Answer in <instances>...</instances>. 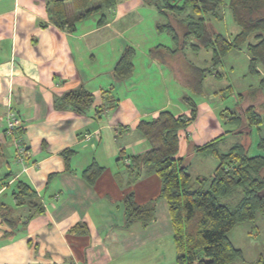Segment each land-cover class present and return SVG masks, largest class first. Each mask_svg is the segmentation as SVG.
<instances>
[{
	"label": "crops",
	"instance_id": "crops-1",
	"mask_svg": "<svg viewBox=\"0 0 264 264\" xmlns=\"http://www.w3.org/2000/svg\"><path fill=\"white\" fill-rule=\"evenodd\" d=\"M117 21L115 16L105 25L84 20L72 32L54 25L48 0H0V146L4 154L0 159V203L10 205L3 198L13 191L15 180H23L38 193L45 208L42 215L27 222L33 209L17 207L15 211L19 213L15 214L22 218L23 225L14 235L0 218V264H133L146 260L148 246L173 235V227L167 201L159 199L158 175L145 168L136 183L127 184L130 157L150 148L137 132L138 124L156 119L162 111L176 117L190 116L182 91L191 65L209 72L203 81V93L196 99L198 115L189 126L192 130L179 132L177 158L188 166L190 159L200 155L195 148L210 143L203 144L195 136L198 123L207 118L209 128L214 132L216 128L218 134L231 124L224 115L231 109L219 103L225 101V94L207 95L204 90L207 77H221L211 65L210 51L181 46L172 56L178 47L161 45L162 59L152 56L156 47L153 48L147 56L149 60L134 62L133 72L124 79L114 72L118 55L110 67H97L98 52L119 53L114 45L118 31L107 30ZM187 51L192 53V59L185 55ZM250 59L248 54L249 62ZM154 73L156 80L164 84V97L153 107L152 89H144L137 99L136 86L139 80L142 87L147 81L152 84ZM174 87L179 93H172ZM79 88L94 96L93 106L83 116L60 106L65 93ZM104 91H111L117 104L99 115ZM249 106L240 104L239 109ZM217 115L222 120L216 126L213 120ZM12 116L21 121L25 131L22 141L30 154L25 165L16 161L15 173L7 160H17L14 139L6 131ZM237 132L248 133V129ZM66 150L75 152L69 166L62 156ZM120 160L125 168L120 167ZM94 162L104 172L91 186L82 174ZM6 170L14 175L8 184L2 181L9 173L2 174ZM130 193L139 205L156 200L155 220L146 228L138 222L126 225L123 200ZM77 224L86 225L88 234H71L69 230Z\"/></svg>",
	"mask_w": 264,
	"mask_h": 264
},
{
	"label": "trees",
	"instance_id": "trees-1",
	"mask_svg": "<svg viewBox=\"0 0 264 264\" xmlns=\"http://www.w3.org/2000/svg\"><path fill=\"white\" fill-rule=\"evenodd\" d=\"M147 1L155 5L163 15L167 14L166 10L173 11V15L169 16L176 21L175 25L174 23L158 25L160 32L167 30L170 32V29L174 28L177 32L173 34V41L178 49L172 51V56L179 52L181 46L186 47L185 39L194 36L197 43L192 47L199 51L202 49L210 51L213 68L219 66L232 50L246 47L251 58L250 72L253 75H262L260 67L264 68V0L229 1L227 7L239 29L233 37L221 33L214 24L224 19L226 6L223 0ZM116 3L117 0H48L54 25L72 32L76 29L77 23L103 11L105 14L99 18L98 24L105 25ZM190 9L189 14L187 11ZM251 38L253 42L249 41ZM163 49L161 45L157 46L151 51L152 56L162 59L163 56L160 54ZM134 55L132 48L124 50L114 69L118 78L124 79L131 75L134 70ZM208 72L209 69L191 65L186 75V83H191L196 93L202 94L203 81ZM261 87L264 89V78ZM244 96L240 94L241 98ZM102 97L104 103L98 109L99 115L108 108H115L117 104L111 91L102 92ZM184 102L191 109L190 116L176 117L169 111H162L156 119L141 121L138 124L137 132L147 140L150 148L141 155L130 157V164L127 166L129 175L127 184L130 186L136 183L145 168H149L160 177L159 198L166 199L168 204L176 249V264H233L241 258L242 252L229 239V232L238 224L254 220L257 212L264 208V139L258 143L262 154L257 156L249 155L247 143L236 144L224 154L218 153L214 142L196 147V152L214 154L220 160L211 179L198 178L196 187L183 159L177 158L179 132L189 128L198 115L197 103L194 100L185 97ZM93 103V94L83 88L65 93L60 100L62 108H69L80 116L86 115ZM239 110L241 112V109ZM241 115L234 120L231 119V124L237 122L240 128L241 126L244 128V126L248 127L247 121L251 123L250 125H260L262 122L261 114L254 106L244 109ZM24 133L21 125L9 136L14 139L15 144L25 147L22 141ZM74 153L72 150L62 153L67 166ZM3 157L0 146V159ZM16 157L17 162L22 165L29 160L26 158L25 162L21 163L17 149ZM103 172L104 168L94 162L85 169L82 176L89 185L93 186ZM13 177V173L9 172L2 181L8 184ZM14 185L12 197L15 207L28 206L34 211L27 222L32 217L45 212L38 193L28 183L15 180ZM239 191L241 199L237 204L232 206L221 203L231 199ZM123 205L127 226L138 222L146 228L154 222L156 200L139 205L135 201L134 194L130 193L124 198ZM0 218L11 228L12 235L21 224L23 225L22 218L16 216L14 207L3 202L0 203ZM69 232L75 235H87L88 229L84 224H77Z\"/></svg>",
	"mask_w": 264,
	"mask_h": 264
},
{
	"label": "rangeland",
	"instance_id": "rangeland-1",
	"mask_svg": "<svg viewBox=\"0 0 264 264\" xmlns=\"http://www.w3.org/2000/svg\"><path fill=\"white\" fill-rule=\"evenodd\" d=\"M229 1L230 0H223V4L226 6L224 9V19L221 22H215L214 24L221 33L227 37H233L237 31L239 32V29L234 23L232 15L227 7ZM166 11L167 14L163 15L161 12H159V9H157L155 5L149 4L147 0H117L115 8L113 9L112 13L108 15V17L111 21L115 16L118 21L113 23V25L107 30L118 31L119 37L117 38L116 43L114 42V45L118 46L119 53L114 54L113 52H108V50L98 52L96 66L100 67L102 64L104 67L105 65L110 67V65H112L111 61L113 62V59L116 55H118V57L115 58V62L117 63L124 50L127 48H132L134 50L135 55L133 62L136 63H141L145 61V59L149 60V57L147 56H149L150 51L158 45L167 46L171 49H174L176 44L173 41V34L177 33L175 28L173 30L170 29V32L169 30L166 32H160L158 29L159 24L173 25V23L176 22L170 17L173 15V11ZM190 12L191 9L187 11L189 14ZM104 14V11L100 12L98 15H94L87 19V22H97ZM249 41L253 42V39L251 38ZM185 42V45L188 48H191L193 44L197 43L194 36H189L187 39H185ZM202 54L206 53L203 52ZM185 55H187L189 59H192V53H190V51H187ZM199 63L202 62L199 61ZM249 64L250 62L248 60V51L246 47L242 48L241 50H232L225 57L223 62L216 67L215 72H218L217 74H220L221 77L217 80L207 77L204 84V90L207 95H214L215 92L218 94L221 92L222 94H225V101L221 99L222 101L219 103H224L225 107L231 109L226 113H224L225 111L221 113H224L226 118L232 120H234V118H238V115L240 116L243 112V110L240 112L238 106L240 104L241 106H244L246 103L256 107L262 118L260 125H250L251 123H248V121V127L244 126V128L242 126L240 128V124H237V122L226 125V127L223 128V132L221 131V134L223 135L221 138H218V136L221 134L217 133L216 128V132H214L212 128H209L207 118L204 121L205 123H198V125L194 127L195 136H198L201 139L200 141H203V144L207 142H214L213 144H215V148L220 154L228 153L233 146L242 143H247L249 145L250 156L262 154V151L258 148V143L261 139H264V89L261 87V81L263 80L264 75H253L250 72ZM260 68L261 72L264 73V68ZM153 76L156 77V73H154ZM156 79L157 77L154 78L152 84H148V81L145 82L143 85L144 87H142L140 84L141 80H139L140 83L137 82L138 84L136 86V94L138 95L137 99L142 97V94H144V89L146 90L147 88L146 91L152 89L151 92H154L151 101L153 107L159 105L162 101V97H164L162 93L164 84L162 85V81ZM177 89V87H174L172 89V93H179ZM160 90L161 92H158ZM182 92L185 97H188L195 102L196 99L199 100L201 97L196 93L194 86L189 82H185V89ZM240 94L245 95L244 98H241ZM214 101L215 100L213 99V102ZM215 102L218 103V99H216ZM187 108L189 107L187 106ZM220 119L221 118L217 115L213 120L216 126ZM191 127L188 128L189 132L192 130ZM239 129H244L245 131L248 129V133H237ZM12 153L13 155L15 154V149L13 148ZM7 160L10 163V170L14 173L17 172V160L15 157H10ZM219 162L220 160L218 156H215L214 154L200 153V155L194 156V158L190 159L187 166V171L190 173L194 185L196 186L195 183L198 182V178L211 179L215 169L219 165ZM119 163L120 167L125 168L123 160H120ZM10 170H6L2 172V174H5ZM208 185L209 182L206 186V189L208 188ZM240 199L241 193L239 191L231 199L221 201V203L233 206L237 204ZM164 200L166 201V199ZM2 201H8L10 206L14 207V209H18L13 203L12 189L8 191V195H6ZM17 213H19L18 210L16 214ZM228 236L234 246L240 249L242 252L241 258L237 259L233 264H263L264 208L263 210H259L257 212L256 218L254 220L236 225L229 232ZM148 248L150 252L145 255L146 260H137L136 262H133V264H176V249L173 235L159 240L158 242L151 243ZM146 249L147 247L143 250H139V253L145 251ZM134 253H137V251Z\"/></svg>",
	"mask_w": 264,
	"mask_h": 264
},
{
	"label": "built area",
	"instance_id": "built-area-1",
	"mask_svg": "<svg viewBox=\"0 0 264 264\" xmlns=\"http://www.w3.org/2000/svg\"><path fill=\"white\" fill-rule=\"evenodd\" d=\"M21 121L18 119V118H16V117H10L9 118V120H8V124H7V133L9 134V135H12L13 134V132L17 129V128H19V127H21ZM15 146H16V149L18 150V152H19V161L21 162V163H24L25 162V159L26 158H29V156H30V154H29V151L24 147V146H21L20 144H15Z\"/></svg>",
	"mask_w": 264,
	"mask_h": 264
}]
</instances>
